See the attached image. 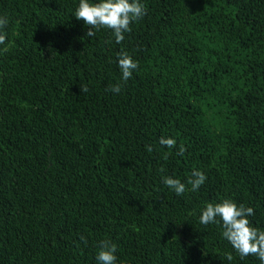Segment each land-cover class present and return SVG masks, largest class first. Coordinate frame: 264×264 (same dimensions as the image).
I'll return each mask as SVG.
<instances>
[{
  "label": "trees",
  "instance_id": "obj_1",
  "mask_svg": "<svg viewBox=\"0 0 264 264\" xmlns=\"http://www.w3.org/2000/svg\"><path fill=\"white\" fill-rule=\"evenodd\" d=\"M142 2L117 44L78 0H0V264H96L103 239L117 264H260L198 218L230 198L264 230V0Z\"/></svg>",
  "mask_w": 264,
  "mask_h": 264
},
{
  "label": "clouds",
  "instance_id": "obj_2",
  "mask_svg": "<svg viewBox=\"0 0 264 264\" xmlns=\"http://www.w3.org/2000/svg\"><path fill=\"white\" fill-rule=\"evenodd\" d=\"M72 15L77 20H82L86 26H90L86 35L94 37L100 29H108L117 44L125 39V33L129 32L130 25L141 20L146 15V7L142 0H78ZM9 21L6 16L0 15V45L6 42L5 28ZM117 66L120 69L121 80H129L133 72L138 68L137 62L127 53L121 52L117 58ZM87 92V87L81 88ZM119 94V84L109 89ZM160 145L173 149L176 140L169 137H161ZM151 151V148L148 149ZM184 149H179L183 155ZM164 185L177 196H183L187 191L196 192L206 182L207 176L201 170H193L191 178L185 182L174 175L162 177ZM190 185V188L188 187ZM255 215L253 207L238 204L230 198H224L219 202H209L200 211L199 223L203 226L210 224L222 228L221 235L228 241L232 249L238 253L241 259L254 256L264 264V230H260L250 220ZM117 245L108 239H103L98 244L95 256L96 264H117ZM227 259L232 260L228 255Z\"/></svg>",
  "mask_w": 264,
  "mask_h": 264
}]
</instances>
